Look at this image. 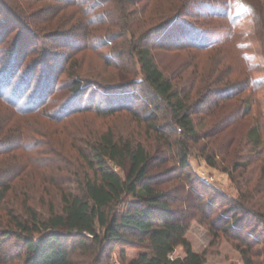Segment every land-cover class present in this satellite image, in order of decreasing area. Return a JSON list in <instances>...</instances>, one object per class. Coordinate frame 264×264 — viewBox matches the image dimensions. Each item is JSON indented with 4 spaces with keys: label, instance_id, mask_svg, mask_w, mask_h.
<instances>
[{
    "label": "rangeland",
    "instance_id": "rangeland-1",
    "mask_svg": "<svg viewBox=\"0 0 264 264\" xmlns=\"http://www.w3.org/2000/svg\"><path fill=\"white\" fill-rule=\"evenodd\" d=\"M212 1H236L235 8H246V1L264 13V0ZM94 3L97 5L91 7ZM192 3L0 0V79L5 75L11 87L23 82L24 87H29L28 94L42 93L49 113H59L63 105L73 102L69 114L56 122L35 114H18L0 98V129L7 131L18 121L31 131L37 127L36 131L44 133H35L33 138L44 152L12 149L13 145H8L5 154L0 155V172L11 178V190L0 209L1 230L8 226V210L24 201L45 213L51 203L60 208V189L82 192L84 177L93 171L85 163L81 149H90L104 132L111 131L117 141L141 142L147 148L154 185L170 194L172 208L189 224L186 236L195 251L205 252L204 264H248L249 260L264 264V219L256 216L258 211L264 213V126L259 138L249 135L259 120L264 123V84L234 91L247 84V75L242 71L247 61L239 57L243 50L256 55L261 66L255 74L264 76L263 41L260 36H243L239 44L244 49L236 48L229 35L231 21ZM99 15L104 18L100 24ZM171 20L177 23L158 35L153 32ZM250 25L256 28L254 19L246 17L233 30L245 34ZM124 27L129 34L124 33ZM193 28L206 32V41L214 44L197 47L196 40L190 39L193 32L197 33ZM143 34L145 43L141 45L149 47L158 67L175 88L183 91L184 101L190 105L197 130L192 138L179 133L165 102L150 99L152 91L147 84L142 88L128 85L144 76L135 45L130 44V36L138 42ZM79 83L87 88L86 94L74 90ZM112 91L115 104L105 99V93ZM93 96L101 109H82L80 105L88 104ZM250 101V113L245 115ZM155 104H160L162 110H158L157 120H152L149 116L157 109ZM155 123L160 130L155 129ZM183 142L194 150L187 167L181 166L179 157ZM116 170L125 175L122 168ZM41 175L52 183L42 182ZM133 199L125 196L114 208L123 210ZM235 202L254 210L237 211L232 207ZM232 215L239 218L238 223L227 228ZM138 250L137 247L130 254ZM21 251V241L0 234V264L3 254L18 264ZM184 253V247L177 245L172 255ZM74 255L81 264L90 256L82 249ZM100 263L121 264L118 251H106Z\"/></svg>",
    "mask_w": 264,
    "mask_h": 264
},
{
    "label": "trees",
    "instance_id": "trees-1",
    "mask_svg": "<svg viewBox=\"0 0 264 264\" xmlns=\"http://www.w3.org/2000/svg\"><path fill=\"white\" fill-rule=\"evenodd\" d=\"M84 1L86 3L88 0ZM191 1H193V6H197L198 9L209 8L211 11L213 10V15L228 18L231 21L233 27L230 29L229 35L231 41L235 45L237 44L236 48L244 49L243 45L239 44L243 36L246 39L260 36L264 45V13L263 11L261 13L259 7L253 3L249 4L245 1L246 8H235L236 1L235 3L234 1L229 3L225 1V4L212 0ZM95 5L97 4L94 3L91 7H95ZM246 17L254 19L256 28H251L250 25V30L245 34L244 32L241 33L242 30L240 33L235 31L238 23H241ZM103 19V15H99L97 23L100 24ZM176 23V20L168 21L155 28L153 32L158 35ZM181 31L183 32V30ZM196 31L197 33L193 32L190 39L196 40L197 47L205 48L214 44L211 40L206 41V32ZM124 33H130L128 28L124 27ZM131 35L134 38L136 32L131 33ZM132 36L130 37L133 42L130 44L135 45L137 60L140 62L142 71H144V76L141 81L138 82L135 79L128 85L133 84L132 87L142 88L144 83L147 84V88L152 91L149 93L152 94L150 99L165 102L179 133L188 139L192 138L197 130L190 105L184 101L183 91L175 88L171 80L164 75L155 62L149 47L141 45V43H145L143 41L145 34L140 36L138 42H135ZM239 57L247 61L246 69L242 70L241 68L247 75V84L243 89H235L234 91L255 89L262 86L264 76L258 77L256 75L261 66L256 61V55L250 56L243 50L242 54L239 53ZM263 73L262 75H264ZM6 77L8 76L4 75L0 79V89L4 88V90H0V98L13 106L14 111L18 114H35L56 122L62 121L69 114L68 111L73 106V102H70L72 106L70 104V106L63 105V108L58 110L59 113H56L57 115L49 113L46 106L47 102L42 100V93H39L41 96L37 93L28 94L29 87H24L23 82L11 87V82H8ZM125 85L122 86L127 87ZM74 88L75 91L80 92V95L87 93V88L82 87L81 83L76 84ZM113 92L105 93L106 102L115 104ZM251 103L253 102L250 101L246 105L245 115L250 113ZM151 104H153L152 101H150ZM159 105L155 104L157 109L153 110L149 116L152 120H157L158 110H162ZM80 106L82 109H101L94 96L88 104L85 106L81 104ZM263 126L264 123L259 120L251 127L249 135L255 134L259 138L258 135ZM154 127L160 130L156 123ZM174 127L172 130L177 131ZM31 129L33 131L29 129L27 124L23 126L18 121L17 126L8 127L7 131H5L6 128H1L0 134L4 135V138L0 137L3 139L0 140V155L5 154L8 145H13L12 149L22 147L28 152H44L40 147L41 145H38L37 141L35 142L33 139L35 133L42 136L44 133L36 131L37 127ZM40 148L41 150H39ZM193 151L187 143L183 142L180 145L179 157L182 167L189 165V155ZM48 153L53 155L52 150H48ZM81 155L85 163L88 164V168L93 171V174H87L84 177L82 192H76L73 189H60V208H56L51 203L45 213L40 212L28 201H24L17 208L8 210V226L5 229H0V234L3 233L5 236L22 242L18 264H81L82 261L78 262L74 255L77 249H82L83 253L88 252L90 255L87 256L86 260H83L84 264H94L92 260L101 264L103 254L110 250L118 251L121 264H204L206 262L205 252L195 251L191 241L187 238L186 233L189 224L185 223L172 208L170 194L154 185L155 177L150 174L152 159L147 148L141 142H120L115 140L111 131H107L97 139L90 149H81ZM33 159L34 157L30 159L27 166L31 165L30 162H33ZM116 167L122 168L125 175L120 174ZM11 170L13 172V169ZM8 173L11 175L10 171ZM0 175L1 209L11 190V178L7 176L8 174L2 175L1 172ZM41 179L47 184L52 183L44 175H41ZM239 189L241 190L240 187ZM125 196H133L134 199L128 201L123 210H116L115 205ZM232 207L237 211L252 212L254 210L244 203L235 202ZM256 216L258 219H264V213L261 214L260 211L256 213ZM238 219L236 215H232L227 228L235 227ZM177 245H182L185 253L183 256L178 255L172 258L171 255ZM137 247L139 250L136 254L131 255V250L137 249ZM3 256H1L2 264H13L8 254H3ZM247 263L252 264V261L249 260Z\"/></svg>",
    "mask_w": 264,
    "mask_h": 264
},
{
    "label": "built area",
    "instance_id": "built-area-1",
    "mask_svg": "<svg viewBox=\"0 0 264 264\" xmlns=\"http://www.w3.org/2000/svg\"><path fill=\"white\" fill-rule=\"evenodd\" d=\"M171 257L173 258V255H171Z\"/></svg>",
    "mask_w": 264,
    "mask_h": 264
}]
</instances>
